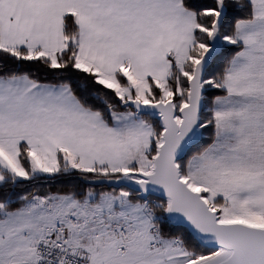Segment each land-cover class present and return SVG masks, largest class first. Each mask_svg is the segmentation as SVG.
Returning a JSON list of instances; mask_svg holds the SVG:
<instances>
[{"label": "snow or ice", "instance_id": "obj_1", "mask_svg": "<svg viewBox=\"0 0 264 264\" xmlns=\"http://www.w3.org/2000/svg\"><path fill=\"white\" fill-rule=\"evenodd\" d=\"M0 264H264V0H0Z\"/></svg>", "mask_w": 264, "mask_h": 264}]
</instances>
